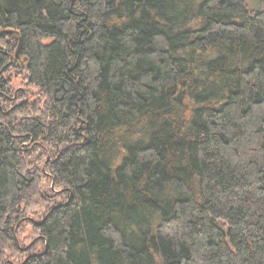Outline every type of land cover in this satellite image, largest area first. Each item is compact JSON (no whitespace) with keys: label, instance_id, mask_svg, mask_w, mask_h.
Returning <instances> with one entry per match:
<instances>
[{"label":"trees","instance_id":"obj_1","mask_svg":"<svg viewBox=\"0 0 264 264\" xmlns=\"http://www.w3.org/2000/svg\"><path fill=\"white\" fill-rule=\"evenodd\" d=\"M249 1L0 0V264H264Z\"/></svg>","mask_w":264,"mask_h":264},{"label":"rangeland","instance_id":"obj_2","mask_svg":"<svg viewBox=\"0 0 264 264\" xmlns=\"http://www.w3.org/2000/svg\"><path fill=\"white\" fill-rule=\"evenodd\" d=\"M260 2H264V0H250L248 3L249 9L253 10L255 7H257L259 5ZM14 83H15L14 85L16 86V88L17 87L20 88L18 80L14 81Z\"/></svg>","mask_w":264,"mask_h":264},{"label":"water","instance_id":"obj_3","mask_svg":"<svg viewBox=\"0 0 264 264\" xmlns=\"http://www.w3.org/2000/svg\"><path fill=\"white\" fill-rule=\"evenodd\" d=\"M9 32H11V31H9ZM20 46H21V40H19V44H18V47H17L16 52H15L16 55H18V53H19Z\"/></svg>","mask_w":264,"mask_h":264}]
</instances>
